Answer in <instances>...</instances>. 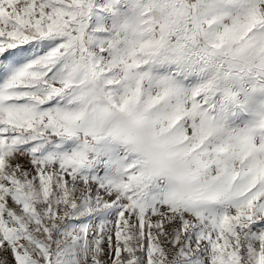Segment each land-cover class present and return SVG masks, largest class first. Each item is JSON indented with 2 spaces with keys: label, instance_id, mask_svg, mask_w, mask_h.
<instances>
[{
  "label": "snow or ice",
  "instance_id": "obj_1",
  "mask_svg": "<svg viewBox=\"0 0 264 264\" xmlns=\"http://www.w3.org/2000/svg\"><path fill=\"white\" fill-rule=\"evenodd\" d=\"M0 264H264V0H0Z\"/></svg>",
  "mask_w": 264,
  "mask_h": 264
}]
</instances>
